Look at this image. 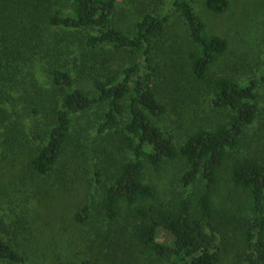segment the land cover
I'll return each instance as SVG.
<instances>
[{
	"label": "trees",
	"instance_id": "16d2710c",
	"mask_svg": "<svg viewBox=\"0 0 264 264\" xmlns=\"http://www.w3.org/2000/svg\"><path fill=\"white\" fill-rule=\"evenodd\" d=\"M121 1L0 0V123L7 117L6 105L33 103L35 126L40 121L43 127L30 130L36 144L28 166L48 176L73 140L74 119L95 111L97 131L115 134L128 156L98 204L89 200L77 207L76 222H86L93 208L109 221L123 215L132 239L171 264H220L227 246L234 248L239 264H264V152L241 151L258 115L256 88L264 74L244 82L212 78L210 66L227 49L226 38L206 31L190 0H169L192 43V84L210 91L222 114L181 142L174 140L154 122L168 111L154 87L161 69L151 62L165 40L167 3L149 0L135 32L128 33L114 22ZM204 4L220 13L229 0ZM110 49L140 51L141 58L108 62ZM83 78L90 88L78 84ZM175 161L182 163L179 181L186 189L166 197L152 174ZM222 177L239 191L241 202L232 198L230 187L226 192L219 187ZM24 261L23 253L0 236V264Z\"/></svg>",
	"mask_w": 264,
	"mask_h": 264
},
{
	"label": "rangeland",
	"instance_id": "374dc122",
	"mask_svg": "<svg viewBox=\"0 0 264 264\" xmlns=\"http://www.w3.org/2000/svg\"><path fill=\"white\" fill-rule=\"evenodd\" d=\"M148 1L122 0L114 18L117 27L134 33ZM165 1L163 11L169 13L165 40L153 51L151 62L161 69L154 87L168 111L154 122L166 135L181 142L197 128L215 123L222 114L211 103L210 91L192 84L188 30L169 0ZM190 1L206 31L228 42L227 49L210 66L212 78L224 76L238 82L260 78L264 74V0H229L228 9L220 13L209 10L204 0ZM110 51L108 62L111 57L112 62L126 64L141 58L140 51ZM38 80L46 83L42 73ZM78 84L91 86L85 78ZM256 90L258 115L246 130L241 151L256 149L263 153L264 80L259 81ZM32 106L30 101L19 102L13 109L6 105L7 117L0 123V236L9 239L25 256L24 262L16 264H77L83 260L87 264H171L167 257L158 256L132 239L123 215L109 221L99 208H93L86 222L73 219L84 201L98 204L104 186L112 182L120 161L128 156L120 139L113 133L98 132V115L91 111L78 117V122L74 119L73 140L54 172L38 175L28 166L36 144L30 130L43 124L39 121L35 126L37 118L29 111ZM182 168V163L175 161L153 172L154 182L164 196L186 189L179 181ZM219 187L225 192L230 187L232 198L242 201L239 191L224 177ZM219 198L222 197L218 196L217 204ZM225 204L233 206L231 202ZM160 236L164 238L166 232L161 231ZM233 250L227 246L220 264H239Z\"/></svg>",
	"mask_w": 264,
	"mask_h": 264
}]
</instances>
